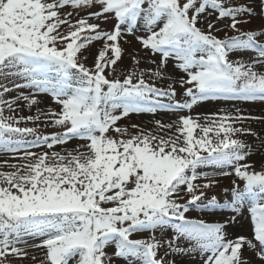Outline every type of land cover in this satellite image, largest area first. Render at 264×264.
<instances>
[{
	"label": "snow or ice",
	"instance_id": "1",
	"mask_svg": "<svg viewBox=\"0 0 264 264\" xmlns=\"http://www.w3.org/2000/svg\"><path fill=\"white\" fill-rule=\"evenodd\" d=\"M259 7L257 13L231 0H0V155L23 161L0 171V264L28 257L29 248L44 252L42 264H183L169 257L197 254L200 264H264V167L248 162L249 145L238 138L258 136L243 124L264 117L237 109L204 123L156 120L155 131L118 125L131 114L190 111L205 101H264V26L239 27L264 17V0ZM213 15L229 23L216 27ZM107 21L111 30L101 26ZM126 36L159 54L155 70L119 78ZM97 42L88 67L86 53ZM241 51L256 56L230 58ZM169 61L187 77L179 81L182 102L175 82L156 87ZM17 89L30 91L5 98ZM41 95L59 110L14 114L18 101L32 109ZM28 122L58 131L40 135L20 126ZM73 139L84 143L64 154L31 151ZM220 176H234L223 205L204 199ZM201 178L207 182L197 183ZM217 208L232 215L214 222L187 215ZM245 221L248 235L229 233Z\"/></svg>",
	"mask_w": 264,
	"mask_h": 264
},
{
	"label": "rangeland",
	"instance_id": "2",
	"mask_svg": "<svg viewBox=\"0 0 264 264\" xmlns=\"http://www.w3.org/2000/svg\"><path fill=\"white\" fill-rule=\"evenodd\" d=\"M232 4H248L249 6L253 7L257 13H260V0H231ZM71 9H65V11H70ZM93 11L97 9H92ZM80 15H84L81 13ZM78 17L74 15L71 17L73 21H75ZM209 19L213 22H216L215 15L209 17ZM91 22H99V21H91ZM113 21H107L102 23V27L106 30H111L113 27ZM229 23V20L225 19L220 22H216V27L223 28L225 24ZM264 26V17L256 16L252 18L251 25H240L239 27L241 30H249V28L254 30H260L261 27ZM206 28V24L204 25ZM227 31V29H226ZM220 38L224 37V32L215 33ZM229 35H234L235 33L228 32ZM137 35H143L142 32H138ZM124 39L129 41V43H124V40H121V45L124 48V52L120 61L117 62L115 66L117 74L119 75L120 79H123L128 72L133 70H148V69H156V64L151 63L152 60H156L159 63V54L156 56H152L149 52L141 47L139 42L133 36H126ZM101 47V43L97 42L92 48L91 53H86L89 55V59L86 61V65L91 67L93 64L94 56L98 48ZM256 53L252 51H241L239 53H232L230 54V58L232 60H243V61H250L251 59L255 58ZM133 58L139 60V64H134ZM175 61H169L167 68L165 69V79L163 80H156V87L167 89L170 83L175 82V88L177 90V97L175 99L183 101V97L180 95L182 93V89L180 88V79L181 77L187 78L186 74L181 72L179 69L174 68ZM170 76L171 79H167ZM111 78V77H109ZM145 79H149L148 75L145 76ZM7 83V82H6ZM11 87V84H9ZM187 87V86H186ZM29 89H17L10 93L5 94L6 99H13L16 95L20 92L24 94L29 93ZM37 99L40 103L37 106H33L32 109H28L25 106L24 101H18V107L16 115L19 116H35L37 114V108L48 111L56 110L58 111V106L53 102L52 98L47 95L38 96ZM167 103L168 101H163ZM237 109L240 110L245 116H255V117H264V101L256 100L254 102H245V101H225V100H214V101H205L196 106H194L190 111L184 110L179 112H166V111H158L155 115L142 113V114H131L129 117L118 121V125L120 126H130L132 124H137L143 127L147 131H155L156 125L155 121L160 120L162 123L168 124L173 123L175 124L178 121L180 116H191L193 119L198 120L199 123H204L206 119H213L214 117L212 114L219 113V115L224 114H232L235 115L237 113ZM5 115H8L7 110L5 111ZM21 127H36L38 134L40 135H50L58 129L49 126H45L42 122L32 123L28 122L27 124L21 123ZM234 126H240L239 123L235 124ZM246 128H251L253 132L257 133L258 136L252 135H244L239 136L238 138L242 139L246 144L249 145L250 155L247 157L248 162L253 163L256 170H261L264 167V120H249L245 121L243 124ZM173 132L175 129L172 130ZM167 132V130H165ZM161 135L165 133L161 132ZM171 135V133H168ZM196 134L200 135V130L197 128ZM211 135V134H210ZM28 140L34 139L32 136L27 137ZM84 143L83 141L73 139L66 145H57L53 149H47L46 147L41 148H32L31 151L33 152H61L64 154L66 151H71L77 148L80 144ZM83 150V149H81ZM19 155H22L19 154ZM7 161V163H5ZM23 163L22 160L19 159V156L14 157L12 154H5L0 155V171H12L13 169L9 168L8 165L10 164H21ZM204 171L211 172L212 169H204ZM217 183L209 189H205V200L210 199L211 197L215 196L218 202L223 205L226 200L229 199L230 190L232 188V181L234 176H220L215 178ZM207 180L201 178L197 181V183H205ZM243 185L241 184V187ZM225 189L229 190V194L225 193ZM191 219H204L206 222H214L224 220L232 215V213L226 209L217 208L211 211L200 212L195 209L190 211L187 214ZM247 216V213H245ZM245 228L241 229L238 226H230L228 228L229 233L233 235H248L247 229V221H245ZM31 243H39V239H35L30 241ZM112 249H109L111 252ZM35 257V259H33ZM169 259H177L178 261H183V264H200L199 256L197 255H189L185 257H169ZM44 260V252L39 248H29L28 249V257L22 260H14L13 264H42ZM116 264H123L122 261L116 260Z\"/></svg>",
	"mask_w": 264,
	"mask_h": 264
}]
</instances>
